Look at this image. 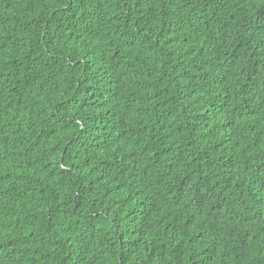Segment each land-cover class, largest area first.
I'll list each match as a JSON object with an SVG mask.
<instances>
[{"label":"trees","instance_id":"obj_1","mask_svg":"<svg viewBox=\"0 0 264 264\" xmlns=\"http://www.w3.org/2000/svg\"><path fill=\"white\" fill-rule=\"evenodd\" d=\"M0 264H264V0H0Z\"/></svg>","mask_w":264,"mask_h":264}]
</instances>
